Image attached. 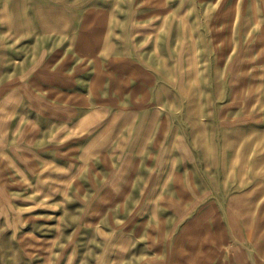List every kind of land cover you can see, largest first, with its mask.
<instances>
[{
	"label": "rangeland",
	"instance_id": "rangeland-1",
	"mask_svg": "<svg viewBox=\"0 0 264 264\" xmlns=\"http://www.w3.org/2000/svg\"><path fill=\"white\" fill-rule=\"evenodd\" d=\"M116 44L146 106L29 110L34 75ZM0 264H264V0H0Z\"/></svg>",
	"mask_w": 264,
	"mask_h": 264
},
{
	"label": "crops",
	"instance_id": "crops-1",
	"mask_svg": "<svg viewBox=\"0 0 264 264\" xmlns=\"http://www.w3.org/2000/svg\"><path fill=\"white\" fill-rule=\"evenodd\" d=\"M131 56L118 52L116 44L109 57L100 53L97 59H91L88 68L82 60L52 67L51 71L34 75L27 84L32 91L26 86L21 96L29 110L42 119L65 127H74L77 122L83 128L94 129L93 124L106 122L116 107L129 103L130 107L140 108L150 101L153 82L150 65ZM97 62L100 73L95 69ZM95 79L98 85L93 87ZM91 115L93 123H82Z\"/></svg>",
	"mask_w": 264,
	"mask_h": 264
}]
</instances>
